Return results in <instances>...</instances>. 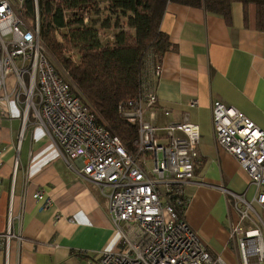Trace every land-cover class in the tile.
Returning <instances> with one entry per match:
<instances>
[{"label":"crops","instance_id":"obj_1","mask_svg":"<svg viewBox=\"0 0 264 264\" xmlns=\"http://www.w3.org/2000/svg\"><path fill=\"white\" fill-rule=\"evenodd\" d=\"M159 28L170 47L153 81L155 122L185 116L198 126L199 156L193 182L184 185L182 215L208 249L222 255L230 244L229 224L238 219L228 192L249 200L254 188L215 140L211 106L231 105L264 130V32L256 27L255 5L238 1L228 19L168 2ZM11 112L0 118V264H91L102 251L118 248L108 187L84 178L81 161L66 159L43 128L27 122L21 129L13 103ZM37 190L42 199L32 197Z\"/></svg>","mask_w":264,"mask_h":264},{"label":"built area","instance_id":"obj_2","mask_svg":"<svg viewBox=\"0 0 264 264\" xmlns=\"http://www.w3.org/2000/svg\"><path fill=\"white\" fill-rule=\"evenodd\" d=\"M33 1L35 13L29 19L23 0H0V118L12 115L13 103L21 111V129L27 122L43 128L66 159L81 161L84 178L108 187V209L120 245L102 251L91 264H227L182 215L184 185L193 182L199 156V130L185 116L156 124L153 81L160 75V62L150 65L148 54L137 94L117 105L118 115L137 125L136 137L126 145L75 89L67 72L56 68L39 36ZM211 126L217 143L254 188L249 200L222 188L234 197L238 214L229 224V243L240 264H264V130L220 101L211 106ZM32 197L44 196L37 190ZM48 202L46 198L44 204Z\"/></svg>","mask_w":264,"mask_h":264},{"label":"trees","instance_id":"obj_3","mask_svg":"<svg viewBox=\"0 0 264 264\" xmlns=\"http://www.w3.org/2000/svg\"><path fill=\"white\" fill-rule=\"evenodd\" d=\"M99 1L37 0L39 36L51 57L67 72L75 89L126 145L136 137L137 125L120 117L117 105L137 94L147 55L151 54L150 65H155L170 47L167 36L159 28L168 2L202 7L225 19L229 17L232 2H241L245 8L251 3L255 5L256 27L264 32V0H104V7L118 10L126 22L111 40L102 41L98 28L85 24L83 16L89 10H96ZM23 7L25 16L33 19L34 1L23 0ZM110 26L109 18L100 23L101 28ZM59 32L62 41L57 38ZM69 49L74 50L76 61L65 55L64 51Z\"/></svg>","mask_w":264,"mask_h":264},{"label":"rangeland","instance_id":"obj_4","mask_svg":"<svg viewBox=\"0 0 264 264\" xmlns=\"http://www.w3.org/2000/svg\"><path fill=\"white\" fill-rule=\"evenodd\" d=\"M104 0L99 1V6L96 10H89L84 14V23L92 24L95 28L99 30V37L102 41L111 40L113 36L125 25L126 18L120 14H118V10H108L104 7ZM104 18H109L111 21V26L109 28H101L100 23L104 20ZM60 31V30H59ZM61 31H65V29H61ZM57 38L59 41H62V37L60 32L57 33ZM65 55L70 57L73 61L77 60V56L75 55L74 50H66L64 51ZM51 58V56H50ZM51 60L57 66L56 68L62 72L63 69L61 66L51 58ZM64 72V71H63ZM222 258L225 260L227 264H240L238 260L236 248L229 244L228 248L225 251V254H222Z\"/></svg>","mask_w":264,"mask_h":264},{"label":"bare ground","instance_id":"obj_5","mask_svg":"<svg viewBox=\"0 0 264 264\" xmlns=\"http://www.w3.org/2000/svg\"><path fill=\"white\" fill-rule=\"evenodd\" d=\"M214 134V133H213ZM214 138H215V136H214ZM215 140H216V138H215Z\"/></svg>","mask_w":264,"mask_h":264}]
</instances>
